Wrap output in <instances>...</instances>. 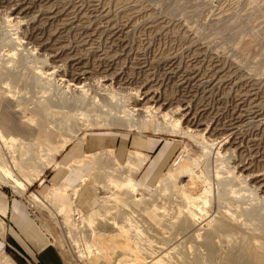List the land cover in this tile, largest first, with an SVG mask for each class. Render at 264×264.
I'll list each match as a JSON object with an SVG mask.
<instances>
[{
  "label": "bare ground",
  "instance_id": "1",
  "mask_svg": "<svg viewBox=\"0 0 264 264\" xmlns=\"http://www.w3.org/2000/svg\"><path fill=\"white\" fill-rule=\"evenodd\" d=\"M81 2L0 0V27L8 31L0 33V182L7 185L4 181L8 177L13 183L8 186L23 195L28 187L41 181L46 169L53 166L57 169L60 166L58 156L65 153L69 145L84 142L85 139L79 137L82 132L89 131L87 112L90 106L97 107L109 125L126 126L129 130L154 135L170 134L193 140L204 150L216 149L219 169L212 176L209 172L216 186L214 189L208 180L202 181L192 169H186L185 162L191 150L184 147L175 164L184 165L185 174L183 170L181 175L180 170L174 172V164L155 189L147 193L139 189L133 177L125 178L119 170L116 174L107 172L105 166L115 162L113 150L104 149L70 161L77 169L86 166V174L74 188L67 185L51 188L46 199L64 216L62 224L66 238L71 240L74 253L83 264L97 260V256L102 260L100 264H105L106 258L113 264H160L162 261L147 260L142 246H139L141 249L130 246L133 235L142 236L138 227L140 233L134 228L128 229L132 228L130 215L134 216V211L124 218L125 221L120 220L125 225L112 219L109 223L113 229L109 234L95 230L97 222L111 217L113 210L118 211L121 203H125L123 198L136 203L135 206H150L146 214L156 238L168 235L171 242L194 238L198 246L192 248V257L186 252H176L183 264H264V242L262 252L257 253L249 245L237 252L226 247L223 241L234 234L241 218L253 230H264V100L257 103L258 100L252 98L257 93L236 95L235 105L230 110L219 107L224 102V97L220 96L224 80L218 81L211 63L207 72L202 70L203 61L200 55L196 56L200 49L193 52L194 58L185 68H181L182 61L179 65L177 56L169 52L164 58L153 59L151 48L140 53L128 46L129 24L119 27L109 10L100 9L98 4L91 6L90 2V6L85 7ZM127 19L132 18L127 16ZM20 82L31 94L27 100L26 92L27 97L17 90ZM232 85L233 82L227 87L236 86ZM257 86V83L251 85L256 89ZM200 91L204 98L217 92L216 98L221 99L216 101L219 106L215 109L203 103L204 100L199 99ZM250 103L255 107L246 109ZM11 107L17 119L22 115L28 129H23L25 125L18 129L11 126ZM250 126L257 128L255 133H247L245 129ZM17 133L24 138L16 137ZM131 154L133 159L141 161L136 164L138 170L149 160L139 152ZM8 171L11 174L15 171V178H10ZM86 185L103 190L98 192L102 196L96 199L103 206L98 210L93 207L86 216H80L81 208H75L73 200ZM241 185H246L251 193L248 209L242 208L246 203L241 202L245 199L235 196L240 195L241 190L237 189H241ZM108 188L120 191L121 200L116 196L117 200L112 199L109 196L112 192H106ZM160 191L167 196L162 206L156 200ZM31 200L53 214L38 195L32 194ZM26 203L27 210L36 213L35 218L31 217L39 223L37 209L29 201ZM207 219L211 223L209 228L201 229L202 222ZM74 229L81 234L82 231L91 234L85 239L83 234H74ZM117 236L126 239L128 253L115 254L112 250L115 247L111 240ZM122 241L116 239V242ZM169 253V256L175 255Z\"/></svg>",
  "mask_w": 264,
  "mask_h": 264
},
{
  "label": "rangeland",
  "instance_id": "2",
  "mask_svg": "<svg viewBox=\"0 0 264 264\" xmlns=\"http://www.w3.org/2000/svg\"><path fill=\"white\" fill-rule=\"evenodd\" d=\"M78 1L79 2L84 1L81 3L85 4L84 5L85 7L98 4L100 9L105 8L106 10H109L112 18H114V20L116 19L115 22L117 21L116 24L119 27L121 25L124 26V24L125 25L129 24L131 27L130 28L131 33H129V36L126 39L128 46L133 50L136 49L140 53H143V50L151 48L149 50H151L150 55L151 57H154L153 59L157 60V58L158 59L164 58L168 55V52H169V55L170 53L176 55L178 58L177 63L182 61L180 63L181 65L179 63L178 64L180 65L181 68L183 67L185 68L190 63V61L193 60L194 58L193 52L195 50L200 49L198 51V55L196 56L200 55L199 58L201 59V61H203L204 68L202 70L207 72L208 69L206 70V68L207 67L210 68L209 64L211 63L213 64V66L215 67L217 71L216 75H217L218 81H220L221 79L224 80V83L221 84L222 85L221 90L223 93H221L220 91L221 93L220 96L222 98L224 97L222 100L224 101L223 105L221 104L219 106L216 102L218 100H221L219 98H216L217 92H216V95L211 96L212 98L211 97L204 98L201 91L199 92V97H201L199 99H201V101L204 100L203 103L205 104H208V105L211 104L210 107L212 106L213 108L216 109L219 106L222 108L223 107L228 108L230 110L235 105L234 101H236L235 99L236 95L245 96V95H249V94L251 95V94L257 93V96L252 97V98L257 99L258 100L257 103H261L262 99L264 100L263 98L264 97V85H263L264 84V2L263 0H257V1L256 0H107V1L106 0H99V1L96 0V2L95 0H92V1L78 0ZM89 2H90V5H88ZM127 16L128 18H132V19H129L130 20L129 21L127 19ZM123 21L125 23H123ZM133 21H136L134 22L135 24L133 23ZM0 29H2V27H0ZM2 30L0 31V33L8 32L6 31L7 29H2ZM191 39L193 40L191 41ZM190 43H191V46L189 45ZM185 51H186V54H185ZM153 53L155 55H153ZM157 54L159 57L157 56ZM161 63L163 62L161 61ZM156 72H158V70ZM227 80L230 82H227ZM231 82H233V85H236V86L232 85L233 87L231 86L227 87V85L230 84ZM253 83L254 84L257 83V85H259L257 86V89L256 87L254 88L251 87V85H254ZM23 85H24L23 82L18 83L17 90L20 93L23 92L20 95L22 94L24 96L27 95L28 96V97L26 96L27 98L24 97L25 100H27L29 99L31 94H29L30 93L29 89L26 88L25 85L24 86ZM252 89H256L255 90L256 92H250ZM25 92H26V95H25ZM27 103L29 104L30 102H27ZM247 105L248 107H246V109L249 107L250 109L255 107V105L252 106L251 103ZM12 108L13 107H11L12 111H10L9 109L11 126H14L16 129H18L20 128V126L25 125L23 129H28L29 125L28 123H25V124L23 123L22 115H21V118L19 117L17 119L15 115L13 114L14 109ZM87 114L89 115V120H90L89 123H86L87 125H90L89 131L82 132L79 138H84L85 140H87L89 136L101 135V136H108V137H117L121 139V137L123 136L124 138L126 137L129 138V136L133 134L142 133V134H146L144 135L145 137L148 135L151 137H158V138L163 139L162 142H160V145H158L154 154L158 152L165 143H168V145L171 146V148L169 149L172 152V159L169 165H167V167L160 173L157 180L154 181V183L149 184V186L142 187L139 184V181L142 179L144 175V171L141 169L145 164L138 170L137 169L138 167L136 166V164H140L141 161L138 159H133V155L131 153L129 154L128 160L124 159L125 161L127 160L126 162L118 160L117 157L115 156L116 157L115 162H110L111 164L110 163L107 164L110 166H107V165L105 166L108 168V169L105 168L107 169V172L116 174L115 171L119 170L125 175L124 176L125 178L133 177L135 183L138 184V187L140 190L147 192V193L152 192L155 189V187L158 185L160 180L165 176V174L168 173V171L170 170V167L175 164V161L178 155L180 154V152L182 151V149L184 147H187L191 151H190V158L188 159L187 162H185V167L189 166L188 168L186 167V169H192L197 176L201 177L202 181L208 180L211 186H214V181L213 179H211L212 177L209 178L210 176L209 172L211 171V176H212L219 169V163L217 162L219 158L217 156L216 149H213V150L205 149L204 150L201 144L199 143L196 144V142L193 140L182 138V137H177V136L174 137V135H170V134L154 135L151 132H140L136 129L129 130L128 128H126V126L123 127V126L109 125V122H106L107 121L106 117L100 113L97 107L91 108L90 106ZM262 114L264 115V110ZM263 119H264V116H263ZM262 124L264 125V120L262 121ZM255 128H256L255 126H250V127H247L245 130H247V133H253V132L255 133L257 129ZM99 138L103 139L104 137H99ZM133 139L134 137L130 139V143L128 144L130 149L132 148ZM78 145H80L79 142L73 143L67 147V150L69 147L75 146V151H78L77 150ZM84 146H87V143H85ZM64 156H65L64 153L58 156V162L59 160H62ZM78 156L79 155H75L72 157L69 156L66 159H68V161H72L74 159H81L82 157L87 156V154L79 156V157ZM190 159L192 160L193 164L190 161ZM59 164L60 166L57 167V169L55 166L46 169L44 171L43 176L41 177V181L36 182L32 187H28L23 195L17 193L16 191H14L12 188L8 186V185H13L11 179H9L8 177L7 178L5 177L6 181H4L6 182L7 185L0 182V191L9 193L11 198L17 199L19 202L23 204L24 208L26 209H27L26 201H29L33 205V207L37 209V212L39 213L38 220L42 223H47V222L48 224L50 223V225L54 227L55 230L57 231V235L50 232L49 230L48 231L52 234H49V232L46 231L47 232L46 235L49 237L51 244L54 243L56 245H60L61 249H63V251L68 255V258L71 261H73L75 264H83V262L78 257H76L72 244L70 243L71 240L69 241V239L66 238L65 226L62 224L64 220V216L60 213L58 214L55 207H53V205L48 201V199H46L47 195L52 190L51 188L53 187L67 185L70 188H74L78 184L77 183L76 185H70L69 183L67 184V183H61V182L50 184L51 182L49 181L48 183L49 186L47 187L45 186V180H46L45 175L47 173L48 174L55 173L54 169L59 170L61 167V163L59 162ZM69 165L70 167H72L71 164ZM175 165L173 167L174 172H177L178 170H180L179 172L181 175L182 170L183 172L185 171L184 165L182 164H175ZM68 167L69 166H66L64 168L67 169ZM90 168L91 167H89V169ZM74 169H77V168H74ZM83 169L84 171H86V166ZM90 170L92 171L95 169L91 168ZM12 172L14 173L11 174L10 171H8L7 174L10 176V178H15L14 176L16 175V172L15 171H12ZM84 174L86 173H83L82 175L84 176ZM99 180L102 181L103 179H99ZM89 186L86 185L84 187V190L88 189L91 193L93 194L95 193L94 197H96V199H98L99 196H102V195H99V193L103 191L102 189L98 188L97 186H95L96 188L95 187L93 188L91 186L89 187ZM215 188L216 186H214V189ZM237 190H241V193L240 195H235V196L243 197L246 200V201L244 200L243 202H241L242 204L246 203V204H243L242 208H245V209L250 208L251 202L248 199L251 198L250 197L251 193L246 188V185L245 186L241 185V189H237ZM110 191L113 194V195L109 194V196L110 195L112 196V199L115 198L117 200L118 198V201L119 199L121 200V195L119 194L120 191H116V190L114 191L108 188L106 192L110 193ZM167 192L165 193L167 194ZM32 194L38 195L41 198V200L44 201L45 206H48V208H50L53 214L51 213L49 214L47 211L40 208L37 203L33 202V200H31ZM214 194H215L214 198L216 201L217 194L216 192ZM24 197L26 198V200L25 199L22 200ZM77 197L79 196H75L73 203H74L75 208H80L76 205ZM156 197H157L156 200L158 199L159 204H161L160 206H162V204L166 202L167 196H165V194L162 193L161 191L156 194ZM122 200H124L125 203H121L122 206L117 208L118 209L117 212L119 213L113 210V213L111 212L112 213L111 217H107V219L104 221L97 222L95 226V230L96 229L98 230V231L96 230L97 232H101L102 234H109L110 232H112L111 230L113 229L112 228L113 226L110 225L109 223V222H112V219L116 220L119 223H122L120 222V220L122 219L121 221H125L124 218L128 217V214H130L131 211H134L135 217L130 215L133 221L132 226H131L132 228L128 227V229L134 228V230L136 229V232L140 230L141 233L140 232L138 233H140L143 237L139 235L138 236L133 235L134 239L132 238V240H130L129 242L131 243L130 246H133L134 248H138L139 246L140 247L142 246L141 248L146 251L144 258L150 261L154 259L155 262L159 260L161 261L162 259L160 264H165V263L166 264H183L184 261L182 263V260H179L178 257H176V252H181L182 254L186 252V254H188L190 257L193 256L192 248L193 247L195 248L196 246H198L193 241L194 238L188 239L186 242L184 241V239H181V238L173 240L171 242L167 238L168 235L161 236L159 239L156 238L152 231L151 222L149 221V217L146 214L148 211H150V210H147L148 208L150 209V206L149 205H145V206L136 205L137 206L136 207L135 206L136 203L125 201L124 198ZM112 203L110 205H113ZM102 206H103V203L100 202L94 209L95 210L101 209ZM174 207L175 206L173 205V208ZM27 212H29V214L33 218H35L31 210H28ZM81 212H82L81 214H78V213L76 214L80 216H86L90 212V210L84 211L81 209ZM115 214H117L118 217ZM244 220L245 219L241 218L240 222H238L239 224L235 225L236 228H235L234 234L230 238L223 239L225 246L226 247L229 246L230 249H235V251L239 252L240 249L244 245H249L255 248L257 253H261L262 252L261 247L263 245L262 243L264 242V230H253V228L249 226ZM137 224L140 226H138ZM210 224H211L210 220L207 219L206 221L202 222V225L200 226V228L201 229L209 228ZM121 225H125V224L122 223ZM137 227L139 230L137 229ZM76 232L79 235L81 234L80 231L78 232V230L74 229V234H76ZM82 234H83L82 237L86 239L87 235L91 234V232L84 233L82 231ZM117 238H121L123 240L122 243L116 242ZM145 239L147 242H145ZM111 241H112L113 246L115 247L112 249L113 251H115L114 252L115 254L119 252H122V253L129 252L126 249L127 248L126 239L125 238L123 239V236H117L116 238H114V240H111ZM157 243H160V244H157ZM140 247L138 249H141ZM112 250H110V252ZM169 252L175 253V255L169 256L170 255ZM147 253H149L150 255H148ZM165 255H168V256L166 257ZM100 261L102 262V260L99 259V256H97V260H94V261L92 260L89 262V264H100L101 263ZM0 264H27V262L25 258L22 255H20L18 252H16V249L12 245H10V241L8 242L5 240V238L3 239L0 238ZM105 264H113V262H111L110 260H108V258H106Z\"/></svg>",
  "mask_w": 264,
  "mask_h": 264
},
{
  "label": "crops",
  "instance_id": "3",
  "mask_svg": "<svg viewBox=\"0 0 264 264\" xmlns=\"http://www.w3.org/2000/svg\"><path fill=\"white\" fill-rule=\"evenodd\" d=\"M14 135L20 138L23 137L21 133ZM133 137L132 148L130 149L128 144ZM162 140V138L148 135L145 137L139 134H133L129 138H124L123 136L121 139L101 135L89 136L87 140L77 146L78 151H75V146L68 148L64 153V158L59 160L62 164L60 169H54L55 173H47L45 175V186H49V181L51 182L50 184L61 182L76 185L85 171L70 167V161L65 162L66 158L91 154L109 148L114 151L117 159L121 161H125L124 159L128 160L129 154L132 152H139L148 156V162L141 169L144 171V175L139 184L142 187L149 186V184L157 180L160 173L169 165L172 159V152L169 149L171 146L168 143H165L154 154ZM85 143H87V146H84ZM66 166L70 168H64ZM76 205L82 210L88 211L96 207L98 201L93 193L88 189H83L79 197L76 198ZM27 211L23 204L17 199L11 198L9 193L0 191V238L10 241V245L25 258L27 264H75L68 258V255L61 249L60 245L51 244L49 237L44 232L49 230L57 235L55 228L48 222H35ZM50 232L49 234H52Z\"/></svg>",
  "mask_w": 264,
  "mask_h": 264
},
{
  "label": "built area",
  "instance_id": "4",
  "mask_svg": "<svg viewBox=\"0 0 264 264\" xmlns=\"http://www.w3.org/2000/svg\"><path fill=\"white\" fill-rule=\"evenodd\" d=\"M31 211H32V214H33V216H35V215H36L35 211H34V210H32V209H31Z\"/></svg>",
  "mask_w": 264,
  "mask_h": 264
}]
</instances>
